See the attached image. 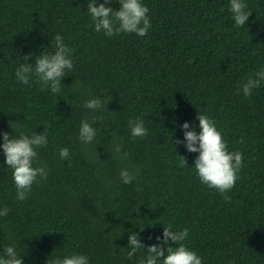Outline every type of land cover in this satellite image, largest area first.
<instances>
[{
  "label": "trees",
  "instance_id": "trees-1",
  "mask_svg": "<svg viewBox=\"0 0 264 264\" xmlns=\"http://www.w3.org/2000/svg\"><path fill=\"white\" fill-rule=\"evenodd\" d=\"M141 2L147 35L108 37L89 27L88 0H0V133L48 134L33 163L46 178L23 201L0 135V210L10 209L0 217V253L15 245L23 264L81 254L89 264H136L167 227L189 230L182 243L202 264H264V83L250 96L241 90L264 68V0H244L252 15L240 28L230 0ZM107 6L120 10L119 0ZM56 35L73 49L61 92L41 90L35 75L18 82L23 56L34 65L54 51ZM96 98L101 108L83 107ZM199 113L215 122L229 152L243 156L224 194L199 180V153L175 143L186 122L199 134ZM82 119L96 129L91 143L78 139ZM130 120H142L147 135L134 139ZM65 147L69 158L61 159ZM179 156L188 166H178ZM124 169L134 177L129 184ZM132 232L146 247L129 260L122 248Z\"/></svg>",
  "mask_w": 264,
  "mask_h": 264
},
{
  "label": "clouds",
  "instance_id": "clouds-1",
  "mask_svg": "<svg viewBox=\"0 0 264 264\" xmlns=\"http://www.w3.org/2000/svg\"><path fill=\"white\" fill-rule=\"evenodd\" d=\"M111 0H104L98 5L97 0H88V15L92 23L89 27L95 28L96 32H101L112 37L122 33H135L140 37L147 35L151 28L148 17L149 9L142 4L141 0H119L120 10L114 11L107 6ZM235 26L243 27L251 12L246 11L248 5L244 0H230L228 6ZM54 51L51 53L42 52L35 57V64L28 63L33 59L31 55L23 56L24 64H21L15 72L18 82L29 84L32 75L41 84V90L50 89L53 94L61 92V81L65 75V70L73 69V61L70 58L73 49L64 43L61 35L54 37L51 42ZM75 83H78L76 81ZM264 83V68L257 71L254 76H249L242 84L241 90L245 96H250L252 90L259 88ZM102 101L99 98L85 101V109L96 110L101 108ZM199 128L197 134L190 129L189 123L183 124L184 140H177L176 144H182L189 153H199L194 161L195 170L199 180L209 189H215L221 194L226 193L235 187L239 179L238 173L243 167V156L238 150L228 151V146L224 142L221 132L216 128L215 122L205 114H198ZM95 123V122H93ZM11 127V125H10ZM129 128L132 137H144L147 129L142 120H130ZM3 136L2 149L6 157L5 163L12 170V178L17 189V199L23 201L31 192L32 185L38 177H45L46 172L43 167H33L34 161L38 157L37 148L45 147L48 144L47 128L43 134L33 132L31 136L21 132L19 137L10 136L8 133H0ZM96 135V129L87 119H82L79 129L78 139L82 143H91ZM239 143H244L241 137ZM119 151V149H117ZM126 155V154H125ZM61 159L69 158V149H60ZM178 166H188L187 157L179 156ZM120 177L123 183L129 184L134 177L127 169L121 170ZM225 200L230 202V197L225 196ZM10 209L5 207L0 210V217H6ZM141 231L143 229L141 228ZM189 235L187 228L174 232L165 227L163 239L156 237L159 244L147 247V255L139 257L136 264H202V259L194 251H190L183 243ZM177 244L172 247L171 244ZM137 233L129 234V243L126 249L127 258L133 260L139 250L145 249ZM0 264H23V259L18 255L16 246H5L0 253ZM47 264H89L88 257L84 255H71L63 259L57 257L48 260Z\"/></svg>",
  "mask_w": 264,
  "mask_h": 264
}]
</instances>
